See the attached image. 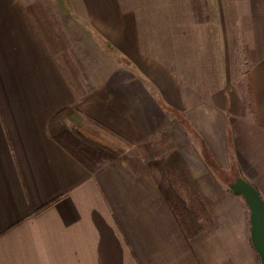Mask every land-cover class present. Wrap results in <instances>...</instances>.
<instances>
[{
	"label": "crops",
	"instance_id": "1",
	"mask_svg": "<svg viewBox=\"0 0 264 264\" xmlns=\"http://www.w3.org/2000/svg\"><path fill=\"white\" fill-rule=\"evenodd\" d=\"M201 1L0 0V264H260L247 208L212 161L225 171L234 157L264 201V0ZM35 2L68 53L49 47ZM241 66L244 119L213 102ZM67 106L133 144L167 131L207 202L205 229L184 239L135 148L89 172L50 133Z\"/></svg>",
	"mask_w": 264,
	"mask_h": 264
},
{
	"label": "trees",
	"instance_id": "2",
	"mask_svg": "<svg viewBox=\"0 0 264 264\" xmlns=\"http://www.w3.org/2000/svg\"><path fill=\"white\" fill-rule=\"evenodd\" d=\"M191 1L195 10L203 5L201 0ZM28 10L31 12L39 31L49 43L53 53H59L60 51L68 53L66 35L50 6L35 2L28 6ZM69 79L76 95L81 96L84 93V89L81 87L79 80L75 77ZM232 91L230 86H225L218 90L213 95V102L225 113L239 117L246 116L251 109L250 105H245L241 98L232 93ZM231 94L237 98L238 103L236 102L235 105L232 102L229 103ZM49 130L55 141L91 173L95 172L103 164L123 155L132 146H136L141 151L142 158L147 166L156 167L162 174L170 167L179 172L193 199L202 210L208 212L207 202L189 175L180 154L177 150L167 152L168 149L175 147L167 131L161 130L156 136L133 144L113 129L70 106L60 109L53 115L49 122ZM239 175L244 178L243 175ZM159 189L186 241L191 236L205 229L206 225L201 218V214L193 204L188 203L179 192L171 187L164 186L160 181ZM239 197L245 204L243 198ZM255 257L260 263L256 252Z\"/></svg>",
	"mask_w": 264,
	"mask_h": 264
},
{
	"label": "rangeland",
	"instance_id": "3",
	"mask_svg": "<svg viewBox=\"0 0 264 264\" xmlns=\"http://www.w3.org/2000/svg\"><path fill=\"white\" fill-rule=\"evenodd\" d=\"M196 3H197V1H196ZM60 59H61V63L63 64V67H66L67 73L70 75H73V73H74L73 67L69 65L67 58H65L64 56H61ZM242 67L243 66L239 67L238 73L235 74L236 77L238 76V80L231 81L229 84H227L225 86H230L233 90L232 93H235L237 96H239L241 98L242 102L245 103V105H249V97H248V93H247L248 87H247L246 80L244 79V75H242ZM79 82H80L81 87H83V83L81 81H79ZM225 86H223V88ZM83 89H84V87H83ZM231 98H232V101H231ZM227 102H228V100H227ZM230 102H232L234 105L236 104V102L238 103L235 95H233V94L230 95L229 103ZM226 114H228V113H226ZM228 115H233V116H236L238 118H243V117H239V116L234 115V114H228ZM131 148H135V149H134V151L131 152L130 159L134 160L137 163H144L141 151L136 146H132ZM131 148H129V149H131ZM174 148L168 149L167 152L171 151V150H176ZM231 159H232V161H230L231 163L229 166L230 169L225 170V171L219 169V167L216 164H214V162L212 161V164L214 165L213 168L215 167L214 170H216L215 173L217 175V179L222 183V185L225 188H227L228 191H230L229 187H228V183L232 182L234 180V178H236L239 174L242 173L237 162L235 161L234 157H232ZM157 179L164 186L171 187L174 190H176L177 192H179L186 199V201L188 203L193 204L194 207L200 212L201 218L205 223L210 222L209 211L207 212L206 210H202V208L198 205V203L193 199L191 193L188 190L189 188H187L185 186V183L182 181V177L180 176L179 172H177L176 170H173V168L170 167L169 169H166L164 171V173L162 174V172L158 169Z\"/></svg>",
	"mask_w": 264,
	"mask_h": 264
},
{
	"label": "water",
	"instance_id": "4",
	"mask_svg": "<svg viewBox=\"0 0 264 264\" xmlns=\"http://www.w3.org/2000/svg\"><path fill=\"white\" fill-rule=\"evenodd\" d=\"M228 187L234 194L243 198L248 208L250 241L260 264H264V201L257 188L241 176L229 182Z\"/></svg>",
	"mask_w": 264,
	"mask_h": 264
}]
</instances>
